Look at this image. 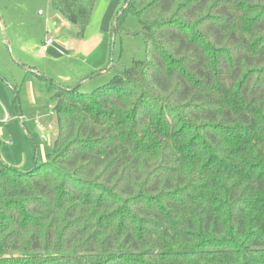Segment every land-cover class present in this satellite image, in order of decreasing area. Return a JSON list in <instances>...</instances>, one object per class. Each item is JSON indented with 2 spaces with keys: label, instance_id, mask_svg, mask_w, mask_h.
Returning a JSON list of instances; mask_svg holds the SVG:
<instances>
[{
  "label": "trees",
  "instance_id": "obj_1",
  "mask_svg": "<svg viewBox=\"0 0 264 264\" xmlns=\"http://www.w3.org/2000/svg\"><path fill=\"white\" fill-rule=\"evenodd\" d=\"M49 1L82 36L95 0ZM128 13L145 60L89 93L36 73L57 134L0 154V264H264V0H127L114 38Z\"/></svg>",
  "mask_w": 264,
  "mask_h": 264
},
{
  "label": "rangeland",
  "instance_id": "obj_2",
  "mask_svg": "<svg viewBox=\"0 0 264 264\" xmlns=\"http://www.w3.org/2000/svg\"><path fill=\"white\" fill-rule=\"evenodd\" d=\"M126 1L95 0L90 23L80 36L49 0H0V102L7 116L0 120V154L6 163L27 170L52 150L57 134L54 101L36 73L65 88L79 85V91L89 93L108 84L117 67L146 59L135 15L126 14L113 37ZM50 35L57 38L63 54H53L54 48L43 51ZM93 65L104 70L95 73ZM39 123L44 131L38 129ZM25 154L24 165L19 162Z\"/></svg>",
  "mask_w": 264,
  "mask_h": 264
},
{
  "label": "built area",
  "instance_id": "obj_3",
  "mask_svg": "<svg viewBox=\"0 0 264 264\" xmlns=\"http://www.w3.org/2000/svg\"><path fill=\"white\" fill-rule=\"evenodd\" d=\"M57 42H58V41H57V38H55V36H53V35H50V36L46 39V41L44 42V44H43V51H44V52H47V51H49L51 48H54V50H56L57 53L63 54V52H62V50L60 49V47L58 46ZM4 121H6V119H5ZM38 129H39L40 131H44V127H43L40 123L38 124ZM41 138L46 140V136H45L44 134H41Z\"/></svg>",
  "mask_w": 264,
  "mask_h": 264
},
{
  "label": "crops",
  "instance_id": "obj_4",
  "mask_svg": "<svg viewBox=\"0 0 264 264\" xmlns=\"http://www.w3.org/2000/svg\"><path fill=\"white\" fill-rule=\"evenodd\" d=\"M81 40H82V39H80L79 41H81ZM79 43H80V42H79ZM53 51L55 52V53H53V54H58L56 50L53 49ZM103 65H104V63H103ZM91 67H93L92 69H94V72H97V71H103V70H104L103 66L93 65V66H91ZM5 119H7V116H5ZM5 119H4V120H5ZM0 133H1V132H0ZM41 139H42V138H41ZM27 162H28V158H27V155L25 154V158H24V160L20 161L19 163H23V164L25 165V163H27Z\"/></svg>",
  "mask_w": 264,
  "mask_h": 264
},
{
  "label": "water",
  "instance_id": "obj_5",
  "mask_svg": "<svg viewBox=\"0 0 264 264\" xmlns=\"http://www.w3.org/2000/svg\"><path fill=\"white\" fill-rule=\"evenodd\" d=\"M128 2H129V1H128ZM123 10H124V9H123ZM123 10H122V11H123ZM122 11H121V12H122ZM115 31H116V27H115V25H114V28H113V33H114V34H115Z\"/></svg>",
  "mask_w": 264,
  "mask_h": 264
}]
</instances>
